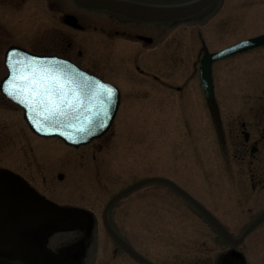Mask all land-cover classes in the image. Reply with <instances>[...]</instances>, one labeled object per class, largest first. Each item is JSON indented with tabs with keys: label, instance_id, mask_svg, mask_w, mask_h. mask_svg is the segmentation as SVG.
Here are the masks:
<instances>
[{
	"label": "rangeland",
	"instance_id": "1",
	"mask_svg": "<svg viewBox=\"0 0 264 264\" xmlns=\"http://www.w3.org/2000/svg\"><path fill=\"white\" fill-rule=\"evenodd\" d=\"M6 1L0 0V79L6 74L4 51L11 44L46 51L62 34L72 32L77 48L85 49L87 39H94L91 46L97 42L110 49L98 34L64 25L66 12L82 21L90 19L73 9L72 0H11L12 7ZM212 10L188 22H161L174 30L158 48L136 54L143 74L131 61L132 44L123 48L120 66L106 62L105 51L97 53L101 72L114 78L123 95L109 130L89 144L76 148L58 138L38 137L27 126L22 109L0 93V166L47 200L59 207H76L81 215L76 229L83 242L67 248L70 264H138L109 236L102 213L111 196L142 178L174 181L234 236L264 208V184H256L257 161L250 152L253 141L264 134V46L212 64L216 110L207 106L198 75L204 52L264 33V0H220ZM154 74L182 84L185 94L177 98L126 94L135 87L165 91L152 82ZM242 129L251 135L244 149ZM259 149L257 154L264 156L262 142ZM109 217L139 253L160 264L181 260L185 264L187 257L214 258L225 246L203 215L164 183L147 184L123 196L113 204ZM263 236L261 224L244 241L252 244ZM205 240L207 247L200 245ZM205 250L209 252L204 254ZM113 251L120 253L118 258ZM253 251L260 260L264 243Z\"/></svg>",
	"mask_w": 264,
	"mask_h": 264
},
{
	"label": "water",
	"instance_id": "2",
	"mask_svg": "<svg viewBox=\"0 0 264 264\" xmlns=\"http://www.w3.org/2000/svg\"><path fill=\"white\" fill-rule=\"evenodd\" d=\"M82 6L92 8H105L120 12L125 15L138 17L147 20H171L181 19L198 13L207 8L214 0H191L181 4L158 5L136 2L131 0H75ZM64 22L79 27L77 19L71 14L64 17ZM264 45V33L242 40L220 51L207 52L203 55L200 64V77L206 98L214 102L213 81L211 65L215 60L247 51L249 49ZM38 58L35 63L38 69L48 68L53 72H58L62 82L71 81L66 86L75 89L80 95L85 105L88 101L76 85L84 82L112 89L113 95L110 102L105 98L108 105V115L104 118L103 126L96 121L85 123L82 115L79 120L60 118V123L46 119L49 114L42 107H37L36 111L32 106H25L17 99L10 97L4 87L8 85L12 77L13 69L9 67L16 60H28ZM5 65L8 69L7 76L0 84L1 91L9 98L13 99L23 107V117L33 132L44 137L57 136L66 144L78 147L87 144L93 139L102 136L110 128L119 106V91L116 87L105 83L93 75L81 70L71 62L55 57L44 56L31 53L18 46H11L5 53ZM84 115H87L85 113ZM79 129H84L80 131ZM247 138V133H245ZM254 151V148L252 149ZM62 178V175L60 176ZM165 183L180 193L185 199L193 204L216 228L219 234L232 244H238L243 238L264 219V212L252 221L239 237L231 235L221 222L210 212L201 202L189 194L186 190L177 185L174 181L165 177H147L139 179L132 184L115 193L106 203L103 210V224L108 234L133 257L146 264H153L140 255L121 235L113 228L109 221V210L113 204L134 191L135 189L150 183ZM71 211L64 207H59L44 199L34 189L30 188L24 180L14 175L6 169L0 168V257L5 258L12 264H44L45 251L40 246V240H36L35 233L51 222L70 217ZM34 234V235H33ZM41 239V238H39Z\"/></svg>",
	"mask_w": 264,
	"mask_h": 264
},
{
	"label": "flooded vegetation",
	"instance_id": "3",
	"mask_svg": "<svg viewBox=\"0 0 264 264\" xmlns=\"http://www.w3.org/2000/svg\"><path fill=\"white\" fill-rule=\"evenodd\" d=\"M138 2H145V3H152V4H175V3H182L189 0H133ZM220 0H215L212 5H210L205 10L188 17L186 19L177 20V21H170V24L181 23V22H188L189 20H193L194 18L201 17L203 15L210 14L213 12V6ZM11 0H7L6 4L11 5ZM74 5V10L81 11L85 14V17H89L90 19H86V21H82L75 13L66 12L63 15L62 22L64 23L63 19L66 14H72L76 17L77 22L80 24V27H75L72 25H68L64 23V25L71 30L79 31V32H88V35L93 33L98 34L101 36L100 38L105 41L107 40L110 45V49L107 51L103 47L95 43L93 44L94 39H87L85 49L87 51H91L92 53L87 52L82 46L77 48L76 43H74L75 38L72 37V32H67L65 37L63 34L59 37L57 43H54L50 46L46 51H33L35 53L43 54V55H55L64 59H67L80 68L86 70L87 72L95 75L96 77L100 78L103 81L109 82L117 86L120 90V97L122 98L123 92L122 87L115 82L111 76V78L104 73L101 72L99 62L96 60L97 53H101V51H105L106 55V62L110 65H118L120 66V62L124 61L122 58V54L125 51L123 48L127 47V44L134 45V56L131 57L132 63H134L135 69L140 73L143 74L144 70L140 68L137 62L139 59L137 58L136 54H140L141 49H148L150 47H157L164 43L168 35L174 30V28L164 26L161 22L164 21H148L144 19H139L135 17H131L119 12H115L112 10L104 9V8H89L78 4L75 0H72ZM14 5V4H13ZM11 5V7L13 6ZM100 18H105L106 20H100ZM78 41L81 40V37H76ZM93 40V41H92ZM113 42V44H112ZM91 46V47H88ZM131 48V47H130ZM104 49V50H103ZM128 49V48H127ZM132 49V48H131ZM152 82H157L162 89L165 88L166 90H160L158 92H150L148 90L139 91L136 90L138 87H135L134 90H128L127 95L133 98L139 97H150V98H177L179 95L185 94L183 85L174 84L171 79H162L158 75L154 74L150 76ZM116 80V78H115ZM137 82V81H136ZM1 93V92H0ZM2 95V93H1ZM5 99L10 101L12 104L16 105L13 101L6 98L2 95ZM207 106L210 108L211 102L206 101ZM242 127L245 128L246 126ZM245 129H242L241 132L243 134ZM251 135L249 133L248 139H245L243 134V148L246 144L249 143ZM252 146H255V152L252 154L254 156V160L257 161V168L256 170V184H264V156L258 155L257 153L260 151L259 146L260 143L264 144V134H260L258 138H256ZM246 151L243 155H239L238 158H244L246 155ZM39 191V190H38ZM39 193H41L39 191ZM42 194V193H41ZM72 215L70 217L59 219L55 222H51L47 224L45 227L40 229L38 232L35 233V239L40 240L39 242L43 250L45 251L44 254V264H70L68 261L69 252H67V248L73 245H79L83 242L82 237L80 236L81 233H78L76 229L78 227V222L80 221L81 215L76 207H69ZM252 220V222L256 217L264 212V208L259 209ZM264 224V219L257 225ZM256 226V227H257ZM255 227V228H256ZM71 235H75V238ZM219 235V234H218ZM77 236V237H76ZM220 236V235H219ZM41 238V239H39ZM225 246L217 252V255L213 257L209 256H202L198 260H192L193 258H186L185 264H264V254L261 255L260 260L257 258V255L253 253V248L260 246L261 243H264V236L262 239L255 241L254 243H245V239L247 236L240 241L237 245H233L227 242L223 237L220 236ZM207 241H202L201 246H206ZM207 247V246H206ZM205 248V247H204ZM123 250V249H122ZM203 252L204 254H207ZM118 251H113L112 255L116 256L119 255ZM123 254L127 256L130 260L138 264H146L141 262L140 260L134 258L130 253L123 250ZM142 255V254H141ZM76 256V255H75ZM143 256V255H142ZM145 259V256H143ZM118 258V257H117ZM53 259V260H52ZM184 259V258H183ZM149 260V259H148ZM152 261V260H150ZM182 261V260H181ZM181 261L175 262H168V264H180ZM154 264H160L159 262L152 261ZM185 262V261H184ZM181 262V263H184ZM0 264H12L7 261L5 258L0 257ZM35 264H39V261ZM129 264V263H128Z\"/></svg>",
	"mask_w": 264,
	"mask_h": 264
},
{
	"label": "snow or ice",
	"instance_id": "4",
	"mask_svg": "<svg viewBox=\"0 0 264 264\" xmlns=\"http://www.w3.org/2000/svg\"><path fill=\"white\" fill-rule=\"evenodd\" d=\"M37 59L35 57L28 60L18 59L14 64H10L9 67L13 69L14 74L4 87V91L26 107L31 105L34 112L38 106L42 107L49 114L45 118L54 120L55 123H60L61 117L65 120H79L83 115L85 123L96 121L103 126L104 118L108 115L105 98L110 102L113 90L90 84L85 79L76 85L88 101L85 105L75 89L65 90L71 81L62 82L58 72L46 67L38 69L35 63ZM85 113L87 115H84Z\"/></svg>",
	"mask_w": 264,
	"mask_h": 264
}]
</instances>
